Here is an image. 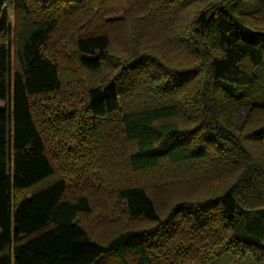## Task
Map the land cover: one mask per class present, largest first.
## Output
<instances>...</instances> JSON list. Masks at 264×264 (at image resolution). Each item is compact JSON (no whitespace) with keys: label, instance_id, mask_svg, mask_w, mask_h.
<instances>
[{"label":"trees","instance_id":"obj_1","mask_svg":"<svg viewBox=\"0 0 264 264\" xmlns=\"http://www.w3.org/2000/svg\"><path fill=\"white\" fill-rule=\"evenodd\" d=\"M12 15L0 0V264H264V123L229 124L264 114V0H13ZM142 173L229 177L161 211ZM98 190L143 225L89 233Z\"/></svg>","mask_w":264,"mask_h":264},{"label":"rangeland","instance_id":"obj_2","mask_svg":"<svg viewBox=\"0 0 264 264\" xmlns=\"http://www.w3.org/2000/svg\"><path fill=\"white\" fill-rule=\"evenodd\" d=\"M5 5L9 11V17L12 20V6L13 0H5ZM121 6L116 5L113 11H117ZM259 21V19H254ZM70 24V23H69ZM72 26V25H71ZM62 29V28H61ZM64 29H68L64 27ZM113 45H117V42H113ZM114 47V46H113ZM167 58L172 62L177 64H184L188 62V59L184 55L177 53L175 51H167ZM101 78H97V82H100ZM76 83L79 86L78 91L76 92V101L84 99V92L86 87L89 86L90 81H88L86 76H81L76 79ZM3 106V103H0V107ZM251 115V116H250ZM248 114L247 109L241 108L239 111L233 112L230 116V127L236 133L244 132L250 129L255 125L257 121L264 123V114L259 115L258 112ZM128 176V173L125 174V177ZM150 173H142L138 177L139 181L145 182L148 191L155 198L158 207L161 211L165 209L166 203L174 198H190L192 196H197L204 192H211L218 190L224 184V181L228 179L229 175H223L219 178L213 179H196L189 178L187 180H176L172 178H167L164 176L163 183L154 184L151 179ZM132 178V179H135ZM155 178V176H154ZM119 179V177H118ZM72 188V187H71ZM99 190L91 194L92 197V209L89 213L82 214L79 217L81 223L87 228L89 233L97 234L98 237H106L111 235L118 229L123 227L131 226H141L143 225L140 222H129L126 219L125 212L122 210L120 203L116 201L113 196H103L99 195ZM116 261L113 259L108 261L105 264H115ZM104 264V263H103ZM210 264H255L253 257L250 254L244 256L241 260H233L230 254H223L218 259L212 261Z\"/></svg>","mask_w":264,"mask_h":264}]
</instances>
